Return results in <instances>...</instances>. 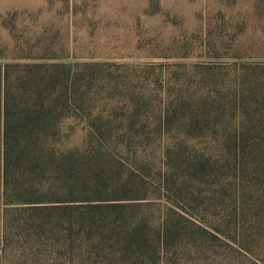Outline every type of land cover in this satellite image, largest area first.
Masks as SVG:
<instances>
[{"label": "rangeland", "instance_id": "obj_1", "mask_svg": "<svg viewBox=\"0 0 264 264\" xmlns=\"http://www.w3.org/2000/svg\"><path fill=\"white\" fill-rule=\"evenodd\" d=\"M6 65L55 67L74 119L142 137L149 153L168 150L170 168L155 162L147 179L169 170V190L130 212L147 219L150 238L169 209L180 216L162 246L131 261L14 231L5 248L0 238V264H264V200H240L237 170L220 167L233 155L235 100L264 93V0H0ZM202 158L216 170L195 168Z\"/></svg>", "mask_w": 264, "mask_h": 264}, {"label": "trees", "instance_id": "obj_2", "mask_svg": "<svg viewBox=\"0 0 264 264\" xmlns=\"http://www.w3.org/2000/svg\"><path fill=\"white\" fill-rule=\"evenodd\" d=\"M33 69L11 73V66H0L1 247L14 231L38 241L63 238L64 249L88 258L117 249L131 261L137 250L162 246L176 227L171 214L178 213L169 209L150 238L147 219L130 208L150 191L169 190V170H160L153 183L147 179L155 162L165 160L170 168L169 151L149 153L142 137L107 122L74 119L57 69ZM259 93L235 100L241 119L227 138L233 155L220 166L237 170L240 200H264V107H254L258 101L264 106ZM197 161L191 163L203 171L218 167Z\"/></svg>", "mask_w": 264, "mask_h": 264}]
</instances>
